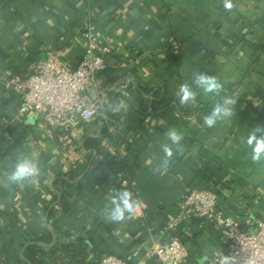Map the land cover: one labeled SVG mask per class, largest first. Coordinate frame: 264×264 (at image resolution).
Instances as JSON below:
<instances>
[{"label":"crops","instance_id":"0c3cea01","mask_svg":"<svg viewBox=\"0 0 264 264\" xmlns=\"http://www.w3.org/2000/svg\"><path fill=\"white\" fill-rule=\"evenodd\" d=\"M231 3L227 10L224 0H0V79L30 74L50 50L77 64L86 54L89 25L101 34L96 51L105 60L91 91L100 114L78 126L75 139L66 123L50 127L38 113L18 117L20 99L11 83L0 81V247H9V264L34 235L51 234L52 204L61 215L49 222L70 234L58 240L55 234L45 264H86L97 253L158 264L148 252L172 234L188 249L181 264H210L225 249L214 220L186 216L165 229L198 186L217 192L224 216L243 225L264 220V161L254 163L246 145L249 132L264 125V0ZM196 72L215 75L226 98L236 100L233 115L212 128L203 124L217 102L211 94L198 91L194 105L208 103L198 116H156L127 88L161 86L167 99L178 101L179 86ZM117 95L123 98L113 111L112 139L101 142L106 154L92 157L83 138L100 135L102 104ZM171 128L182 133L183 152L174 151L167 171H157L160 145L171 143L165 135ZM19 153L38 164L40 175L32 184L5 187ZM71 170L78 175L68 186L54 184L57 174ZM60 187H66L64 200L51 204ZM117 190H129L140 201L138 212L118 223L101 216ZM77 236L93 243L78 245Z\"/></svg>","mask_w":264,"mask_h":264},{"label":"built area","instance_id":"2783aa9c","mask_svg":"<svg viewBox=\"0 0 264 264\" xmlns=\"http://www.w3.org/2000/svg\"><path fill=\"white\" fill-rule=\"evenodd\" d=\"M100 35L93 25L88 26L84 32L89 42L86 54L75 65L65 63L50 50L47 59L37 63L30 74L24 77L8 74L5 79H0L3 83H11L20 99L17 116L22 118L38 113L45 123L55 128L66 123L69 138L75 139L80 130L78 126L89 123L100 114L91 97L92 89L98 86L97 74L105 68V60L96 51ZM126 183L127 180L122 181V184ZM217 203L218 194L214 189L191 188L180 203V212L167 222L165 229H174L186 216L214 220L225 238V249L213 256L210 264H264V220L250 219L243 225L224 216ZM148 255L158 264H181L188 256V249L177 235L172 234L165 241L157 242ZM96 264L136 263L115 254H106Z\"/></svg>","mask_w":264,"mask_h":264},{"label":"clouds","instance_id":"9594fccd","mask_svg":"<svg viewBox=\"0 0 264 264\" xmlns=\"http://www.w3.org/2000/svg\"><path fill=\"white\" fill-rule=\"evenodd\" d=\"M224 7L231 10L233 7L231 0H224ZM223 90V83L215 75H209L207 72H196L193 73L190 82L182 83L179 86L177 92L178 105L185 107L194 104L197 100L198 91L206 95L211 94L219 97L220 99L214 104L211 112L203 117V124L208 128H212L218 121L226 120L233 115L232 106L236 104V100L222 97ZM165 135L171 143L160 145L164 155L160 159L157 171H167L174 151L177 153L183 152V147L180 144L183 139L182 133L175 128H171ZM246 145L251 150V160L254 163L264 161V125H256L249 132ZM39 175L40 168L38 164L28 155L19 153L11 165V170L6 174L4 186L32 184ZM139 205L140 201L133 198L131 191L117 190L114 192L110 203L102 209L101 216L111 222H122L131 219L138 212Z\"/></svg>","mask_w":264,"mask_h":264},{"label":"trees","instance_id":"16d2710c","mask_svg":"<svg viewBox=\"0 0 264 264\" xmlns=\"http://www.w3.org/2000/svg\"><path fill=\"white\" fill-rule=\"evenodd\" d=\"M127 88L135 89L138 93L137 98H135L138 104L146 105L149 108L150 113L156 116H164L167 112H172L184 117H188L190 115L198 116L200 113L205 112L208 107V103L200 106H195L194 104H192L189 106L180 107L178 105V101H173L166 98L165 89L161 86L155 88H147L140 85H132V83H130L127 85ZM221 96L225 98L227 97L223 92L221 93ZM122 98L123 96L121 97L120 95H117L110 101H104L102 104L103 114L100 116V118L98 117V119H101L103 121V128L100 135L98 137H93L90 135L84 136L82 147L92 157H98L106 154V151L104 147H102L101 142L105 139H112V132L110 131V128H114L117 124L113 111L120 102L119 100H121ZM218 99L220 98L216 97V100ZM260 114L264 116V112H261ZM76 175H78L77 172L72 170L69 171V174H67V176H61L57 174L54 180V184L56 186H68L72 182V180H74V177ZM201 175L203 174L201 173ZM64 188L66 187H60L59 189H56L51 204L55 202L57 198H60L61 201L64 200L66 192V189ZM54 206L55 205L52 204V207L50 209L49 206L46 207L44 209V212L46 213V211L49 209L47 218L48 228L51 232H54L56 234V238L58 240L60 235H68L70 234V231L58 232V230H56V228L49 222L51 218L61 215V213H56ZM75 241L78 245L86 242V246L87 244H91L92 242L90 241V239L85 241L81 236H77L75 238ZM51 242V234L34 235L28 242L23 244L21 248L20 255L22 254L28 262L21 259L20 256H16L14 258L15 261L13 260L12 264H45L43 262V256L45 254V251L49 247L47 246V244H51ZM9 254V247H0V264H9L10 260L12 261L13 257L9 256ZM101 255V253L95 254V260L86 264H96L101 258Z\"/></svg>","mask_w":264,"mask_h":264},{"label":"water","instance_id":"95a60500","mask_svg":"<svg viewBox=\"0 0 264 264\" xmlns=\"http://www.w3.org/2000/svg\"><path fill=\"white\" fill-rule=\"evenodd\" d=\"M51 235H52V243L51 244H47V246H51L52 244L55 243V233L54 232H51ZM20 257H21V259L27 261L22 254L20 255Z\"/></svg>","mask_w":264,"mask_h":264}]
</instances>
